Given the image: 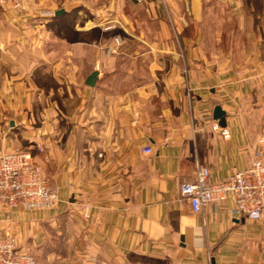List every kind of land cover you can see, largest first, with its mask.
<instances>
[{"label":"crops","instance_id":"1","mask_svg":"<svg viewBox=\"0 0 264 264\" xmlns=\"http://www.w3.org/2000/svg\"><path fill=\"white\" fill-rule=\"evenodd\" d=\"M16 148L59 189L51 209L0 207L36 264H264V213L231 196L194 213L179 192L198 167L219 182L264 161V0L0 4V153Z\"/></svg>","mask_w":264,"mask_h":264},{"label":"built area","instance_id":"2","mask_svg":"<svg viewBox=\"0 0 264 264\" xmlns=\"http://www.w3.org/2000/svg\"><path fill=\"white\" fill-rule=\"evenodd\" d=\"M23 0H0L20 9ZM220 130L227 138V129ZM150 153L151 149H144ZM180 195L189 202L194 213L202 211L209 203H221L231 196L234 201L233 215L250 221H258L264 213V161L260 155L245 169L229 175L219 182L209 181V172L198 167L191 182L180 185ZM59 189L48 183L42 169L34 162L30 152L12 149L0 153V207H20L24 210H45L56 206ZM0 264H36L35 257L17 249L10 237L0 238Z\"/></svg>","mask_w":264,"mask_h":264},{"label":"water","instance_id":"3","mask_svg":"<svg viewBox=\"0 0 264 264\" xmlns=\"http://www.w3.org/2000/svg\"><path fill=\"white\" fill-rule=\"evenodd\" d=\"M62 11H58L56 14H60ZM97 79V72L93 71L85 81V84L89 87L93 86ZM225 112L221 109L219 105L214 106L212 111V119L216 121L217 125L221 128L225 127Z\"/></svg>","mask_w":264,"mask_h":264},{"label":"rangeland","instance_id":"4","mask_svg":"<svg viewBox=\"0 0 264 264\" xmlns=\"http://www.w3.org/2000/svg\"><path fill=\"white\" fill-rule=\"evenodd\" d=\"M136 2H142V1H145V0H134ZM57 205V204H56ZM14 240V239H13Z\"/></svg>","mask_w":264,"mask_h":264}]
</instances>
